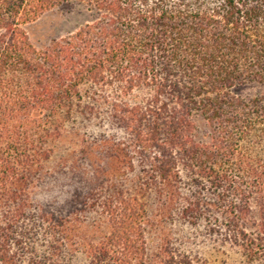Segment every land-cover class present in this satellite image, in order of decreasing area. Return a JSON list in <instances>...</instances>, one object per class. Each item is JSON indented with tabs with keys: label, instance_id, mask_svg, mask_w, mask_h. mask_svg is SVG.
I'll list each match as a JSON object with an SVG mask.
<instances>
[{
	"label": "trees",
	"instance_id": "16d2710c",
	"mask_svg": "<svg viewBox=\"0 0 264 264\" xmlns=\"http://www.w3.org/2000/svg\"><path fill=\"white\" fill-rule=\"evenodd\" d=\"M74 4L90 20L36 47L28 27ZM254 82L264 83V0H0V264L26 253L27 264H62L65 250L87 264H163L147 247L141 199L153 187L192 226L217 215L211 231L223 246L264 264V94L234 93ZM103 113L123 114L129 142L91 143L80 160L94 180L77 181L74 160L66 195L35 200L71 114ZM133 152L151 165L134 195L117 188L135 172ZM186 177L200 187L189 197ZM88 209L105 216L101 242H77ZM36 217L42 256L24 231Z\"/></svg>",
	"mask_w": 264,
	"mask_h": 264
},
{
	"label": "rangeland",
	"instance_id": "374dc122",
	"mask_svg": "<svg viewBox=\"0 0 264 264\" xmlns=\"http://www.w3.org/2000/svg\"><path fill=\"white\" fill-rule=\"evenodd\" d=\"M89 20L90 14L87 9L82 5L74 4L46 14L38 22L29 26L28 32L35 46L43 48L53 39L73 32ZM234 93L241 98L261 96L264 94V83H249L237 87ZM119 116L123 114H71L65 125V142L56 147L48 162H44V167L39 174L41 177L37 183L38 198L34 196L35 200L43 201L52 195L60 198L66 195L69 188L65 173L73 171L71 167H74V160L79 161L76 180L81 181L83 178L94 180L95 172L91 166L92 163L80 159L91 143L105 139L129 142V132ZM197 129L199 138L206 141L209 131L205 123L200 121ZM134 161L135 172L130 173L128 182L117 185L119 191L128 190L132 195L137 190L134 189L133 182L136 183L140 178V182L147 183V173L151 171L150 163L136 153H134ZM83 172L86 173L85 176ZM199 188L189 177L184 178L181 185L182 193L188 197L195 194ZM202 193L204 199L208 201L213 199V194L210 192L202 191ZM141 200L146 206L149 221L148 253L154 262L156 260L164 262L163 264H258L247 262L229 245L223 246L218 233H212L211 228L213 224L215 225L217 215L210 216L211 224L201 222L199 225L192 226L183 218L181 205H177L171 213L164 209L165 200L160 196L157 187L149 190ZM36 213L37 208H34L30 215L36 216ZM101 214V209H88L77 215V242L98 243L104 240L108 235L105 229L107 222L105 216ZM36 219L37 217L27 222L24 231L29 232V239H26L27 246L34 248L36 253L42 256L45 252V240ZM76 249L81 250L79 247ZM29 256L27 253L24 255L22 264L28 263ZM61 261L62 264H87L88 260L80 251L69 253L65 250Z\"/></svg>",
	"mask_w": 264,
	"mask_h": 264
}]
</instances>
